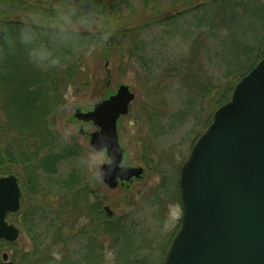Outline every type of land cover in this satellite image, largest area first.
<instances>
[{"label": "rangeland", "instance_id": "374dc122", "mask_svg": "<svg viewBox=\"0 0 264 264\" xmlns=\"http://www.w3.org/2000/svg\"><path fill=\"white\" fill-rule=\"evenodd\" d=\"M64 1L41 0L49 9L54 7L53 10L62 3L71 7L78 0ZM112 1L114 2L109 3L108 8L118 12L111 17L112 28L128 35L131 33V43L120 37L117 41H121L125 48L133 49L135 53L133 50L131 55L126 52L123 62L116 58L115 62L89 59L86 86L68 87L64 95L66 110L55 118V127L66 141L70 137L76 138L79 153L58 164L56 174L41 182L38 189L42 188L43 191L30 195L21 188L20 180L24 173L20 164L13 166L12 172L3 174L0 171V177L15 176L21 188L19 209L6 216V220L19 229V236L12 242L0 241V260L3 262L162 264L171 241L180 228V171L193 145L211 124L206 123L209 115L212 112L214 115L218 108L213 111L209 103L215 92L203 95L202 99L196 98L192 90L186 89L177 80L176 69L188 65L191 47L195 44V52L197 47L201 54L193 63L195 69H203V78H207L212 86L227 80L232 83L237 77L227 78L225 75L228 68L221 62V53L227 44H223L220 37H208L210 32L215 33V29L206 22L208 18L202 23H196L199 12H192L191 9L203 0ZM197 8L200 9L198 6ZM186 9L191 12L181 16V12ZM243 10L244 8L239 11L244 12ZM174 14L177 16L165 19ZM11 15L20 20L26 14L16 11ZM185 30L190 32L191 37H183L182 32ZM229 31L231 28L223 30V33L229 35L226 38L228 43L232 37ZM246 32L238 34V38L253 48L257 47L256 34ZM257 32L259 33L258 25ZM135 40L139 43L138 50L134 47ZM233 55L231 46L227 45L225 58L229 62V71L237 69L240 62H246L245 59L235 61ZM120 85H128L135 95L127 113L117 121L118 138L124 149L122 164L141 166L145 169V174L139 178H131L133 183L131 181L129 189H108L99 183L98 177L99 168L109 162L108 157L105 151H97L90 145V134L97 127L91 122L78 121L74 113L77 108L83 112L92 110L94 104L115 94ZM80 126L83 134H80ZM93 157L97 159L94 161ZM74 169L81 170V176L90 190L97 194L104 206L108 205L113 210L114 217L123 222L128 221V226L122 232L123 237L116 231L117 228L109 235L107 228L92 218L87 221L88 237L82 235L80 231L86 224V218L90 216L89 212L93 217L88 206L90 203L94 204L95 200L89 197L88 206L77 204L74 211H71L68 207L73 205L72 197L68 196L67 201H64L67 197L65 191L59 190L56 185L57 181L61 183L68 179ZM164 178L166 183L162 188ZM49 202L58 207L60 217L68 216L70 227L64 222L66 229L62 228V235L56 234V229L55 234L53 231L48 232L46 222H41V216L34 219L36 234L19 224L18 214L27 205L34 206L36 212L40 206L48 212L49 219L52 216L57 218ZM26 257L31 262H26Z\"/></svg>", "mask_w": 264, "mask_h": 264}, {"label": "trees", "instance_id": "16d2710c", "mask_svg": "<svg viewBox=\"0 0 264 264\" xmlns=\"http://www.w3.org/2000/svg\"><path fill=\"white\" fill-rule=\"evenodd\" d=\"M123 1L127 3L128 0ZM111 2L114 1L78 0L74 2L71 7H77L82 11L92 12L96 16L102 17L105 24L110 25L113 34L108 41L103 43L92 42L77 51L65 49L63 55L66 59L58 70L40 71L33 68L25 59V48L22 44L17 42L14 45H9L3 38H0V171L3 174L12 172L16 164H20L21 171L24 173V177L22 176L23 178L20 180L22 181L21 188H24L30 195L36 194L37 191H43L42 188L38 189L41 187V182L56 174V168L61 161L74 158L79 153L76 138L70 137L66 141L55 127V118L65 113L66 110L67 101H65L64 95L68 87L86 86L89 59L108 62L114 61L116 58L123 62L124 54L128 52L131 55L132 53L133 49L125 48L121 41H117V38L120 37L131 43V33L128 35L112 28L111 17L118 12L108 8ZM195 5L191 10L199 12L196 15V23H202L208 18L206 22L215 29V33L210 32L208 37L214 36L215 39L220 37L223 44L230 45L235 61L246 60V62H240L234 71H229V62L225 58L227 45L224 46L221 62L224 67L228 68L225 75L227 78L235 76L237 79L232 83L227 80L212 86L207 78H203V69L200 71L198 68L195 69L193 63L201 54L198 53L197 47L195 52L196 45L193 44L188 65L176 69L179 78L177 80L181 81L186 89L192 90L196 98L202 99L203 95L215 92L209 102L214 111L230 100L233 89L240 78L264 57V0H203ZM59 7L66 6L62 3L57 8ZM53 8L49 9L41 0H0V9H2L0 10V26H7L8 34L14 35L20 20L12 16V13L20 11L27 14L37 11L46 16H52L55 12ZM242 8H244V12L239 11ZM190 12L186 9L181 12V16ZM209 13L211 14L208 17ZM175 15L165 19L175 17ZM257 25L259 33H256ZM230 28L229 34L231 33L232 37L228 43L226 41L229 40L226 38L229 35L223 33V30ZM236 29L240 33L236 32ZM246 31H249L251 35L256 34L257 47L253 48L249 43L238 38V34H245ZM182 34L183 37H191L189 31L185 30ZM85 35L89 34L85 33ZM135 43L134 47L138 50L139 43L136 40ZM133 52L135 53L134 50ZM212 118L213 112L209 115L206 123L210 124ZM160 167L161 165L158 166L159 171ZM84 180L81 170L74 169L68 179H64L61 183L56 182L59 190L65 191L64 194L67 197L64 198V201H67L68 196L72 197L73 205L68 207L71 211H74L77 204L88 206L89 197L95 200V203H90L88 207H90L93 217L96 218H93L89 212L90 216L86 218V227L84 226L79 231L84 237H88L86 230L89 224L87 221L89 222L92 218V220L96 219L97 223L98 221L102 223L103 227L109 231V235L117 228L116 231L123 237L122 232L128 226V221L123 222L118 217L108 216L102 208V200L98 199L97 194L90 190ZM165 183L166 179L164 178L162 188L165 187ZM50 205L57 218L52 216V219H49L48 212L38 205L37 212L34 210V206L27 205L26 209L23 207L18 214V216L20 215L19 224L36 234L34 219L41 216V222H46L48 232L53 231L55 234L56 229V234L62 235V228L65 225L69 226L68 216L60 217L58 207L52 203ZM65 227L64 229H66ZM25 261L31 262L27 257Z\"/></svg>", "mask_w": 264, "mask_h": 264}, {"label": "water", "instance_id": "95a60500", "mask_svg": "<svg viewBox=\"0 0 264 264\" xmlns=\"http://www.w3.org/2000/svg\"><path fill=\"white\" fill-rule=\"evenodd\" d=\"M134 98L128 85H120L92 110H75L78 121L97 127L90 145L106 151L109 162L101 165L99 176L111 189L118 180L128 182L144 171L121 165L117 121ZM179 189L180 228L162 264H264V57L237 82L230 100L193 145ZM20 197L17 178L0 177V241L19 236L6 216L19 209ZM104 210L113 214L108 206Z\"/></svg>", "mask_w": 264, "mask_h": 264}, {"label": "clouds", "instance_id": "9594fccd", "mask_svg": "<svg viewBox=\"0 0 264 264\" xmlns=\"http://www.w3.org/2000/svg\"><path fill=\"white\" fill-rule=\"evenodd\" d=\"M8 33L7 26H0V38L9 45L18 42L24 46L25 59L30 66L50 71L62 67L65 49L77 51L92 42H106L113 30L95 13L77 7H59L52 16L37 11L26 14L20 19L14 35ZM96 159L93 157L94 161Z\"/></svg>", "mask_w": 264, "mask_h": 264}, {"label": "flooded vegetation", "instance_id": "af4514ba", "mask_svg": "<svg viewBox=\"0 0 264 264\" xmlns=\"http://www.w3.org/2000/svg\"><path fill=\"white\" fill-rule=\"evenodd\" d=\"M123 165V164H122ZM124 165H127V164H124ZM129 165V164H128ZM144 169V168H143ZM143 174H145V169H144V172H143ZM98 177H99V183H101V185H103L104 187H106L105 185H104V183H103V181L101 180V178H100V176H99V171H98ZM133 179H130V181H128V182H126V181H124V182H121V181H119L118 180V184H117V186L116 187H122V188H125V189H129V188H131V185H132V183H133V181H132ZM131 181H132V183H131ZM115 187V188H116ZM108 188V187H107ZM108 189H110V188H108ZM114 189V188H113ZM105 206H108V205H105ZM104 205L102 206V208H103V210H104V207H105ZM109 207V206H108ZM110 208V207H109ZM111 209V208H110ZM105 211V210H104ZM113 211V210H112ZM106 212V211H105ZM106 214L108 215V216H114L115 214H114V212H113V214L112 215H109L107 212H106Z\"/></svg>", "mask_w": 264, "mask_h": 264}]
</instances>
